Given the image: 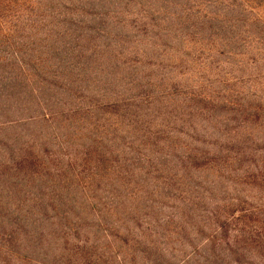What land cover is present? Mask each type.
<instances>
[{
  "label": "rangeland",
  "instance_id": "rangeland-1",
  "mask_svg": "<svg viewBox=\"0 0 264 264\" xmlns=\"http://www.w3.org/2000/svg\"><path fill=\"white\" fill-rule=\"evenodd\" d=\"M17 161L57 264H264V0H0Z\"/></svg>",
  "mask_w": 264,
  "mask_h": 264
},
{
  "label": "trees",
  "instance_id": "trees-1",
  "mask_svg": "<svg viewBox=\"0 0 264 264\" xmlns=\"http://www.w3.org/2000/svg\"><path fill=\"white\" fill-rule=\"evenodd\" d=\"M21 167V161L0 164V264H31L30 260L37 262L36 258L39 257L43 260L38 261L40 264H57V257L47 248L54 240L55 233L45 237L42 227L45 225L48 211L42 209L39 204L28 205L27 203L31 202H26L28 199L22 197L25 192L19 191L20 185L24 186L18 182V177L16 178L22 170ZM26 174L29 178L23 179L26 185H33L31 178L34 181L42 179L40 174L36 177L33 170ZM14 175L19 187L8 184L13 180L9 177L13 178ZM27 252L36 258L28 259L25 256Z\"/></svg>",
  "mask_w": 264,
  "mask_h": 264
}]
</instances>
